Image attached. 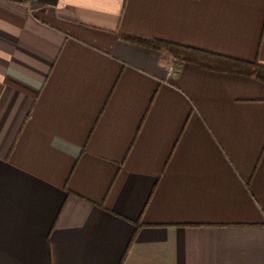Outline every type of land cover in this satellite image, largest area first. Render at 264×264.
Here are the masks:
<instances>
[{
  "label": "crops",
  "instance_id": "1",
  "mask_svg": "<svg viewBox=\"0 0 264 264\" xmlns=\"http://www.w3.org/2000/svg\"><path fill=\"white\" fill-rule=\"evenodd\" d=\"M120 32L264 65V0H0V264H264V83Z\"/></svg>",
  "mask_w": 264,
  "mask_h": 264
},
{
  "label": "trees",
  "instance_id": "2",
  "mask_svg": "<svg viewBox=\"0 0 264 264\" xmlns=\"http://www.w3.org/2000/svg\"><path fill=\"white\" fill-rule=\"evenodd\" d=\"M119 38L134 45L159 51L179 64H190L209 71L248 76L264 83V65L257 62L239 60L190 46L126 32H120ZM133 238L134 235L131 242ZM123 260L124 257L120 264L123 263Z\"/></svg>",
  "mask_w": 264,
  "mask_h": 264
},
{
  "label": "built area",
  "instance_id": "3",
  "mask_svg": "<svg viewBox=\"0 0 264 264\" xmlns=\"http://www.w3.org/2000/svg\"><path fill=\"white\" fill-rule=\"evenodd\" d=\"M25 2L29 1V0H24Z\"/></svg>",
  "mask_w": 264,
  "mask_h": 264
}]
</instances>
